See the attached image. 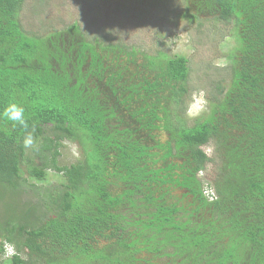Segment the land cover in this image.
I'll use <instances>...</instances> for the list:
<instances>
[{
    "label": "trees",
    "instance_id": "1",
    "mask_svg": "<svg viewBox=\"0 0 264 264\" xmlns=\"http://www.w3.org/2000/svg\"><path fill=\"white\" fill-rule=\"evenodd\" d=\"M24 4L0 0V111L20 103L36 137L24 149L25 130L0 119L9 263L264 264V0H185L190 19L234 21L236 39L228 87L191 124L184 55L92 43L77 24L31 34ZM65 138L82 151L69 165L59 163ZM23 166L62 180L29 185Z\"/></svg>",
    "mask_w": 264,
    "mask_h": 264
},
{
    "label": "rangeland",
    "instance_id": "2",
    "mask_svg": "<svg viewBox=\"0 0 264 264\" xmlns=\"http://www.w3.org/2000/svg\"><path fill=\"white\" fill-rule=\"evenodd\" d=\"M185 8V0H25L20 20L22 27L31 34L45 35L77 24L92 43H119L149 55L158 51L171 56L184 55L189 66L186 82L192 92L186 112L191 124L209 108L210 94L228 87L230 75L226 54L236 39L234 21L207 16L190 19ZM204 147L213 155L212 145ZM81 154L78 142L65 138L59 163L69 165L80 159ZM218 164L217 161L210 163L203 172L206 183L215 180ZM22 174L28 178L29 185L41 187L62 180L53 170L41 181L29 177L25 166ZM30 193L33 195L28 191L20 198L33 199ZM3 243L0 234V247ZM5 248L4 254L0 253V264H11L8 259L15 253V246L7 242Z\"/></svg>",
    "mask_w": 264,
    "mask_h": 264
},
{
    "label": "clouds",
    "instance_id": "3",
    "mask_svg": "<svg viewBox=\"0 0 264 264\" xmlns=\"http://www.w3.org/2000/svg\"><path fill=\"white\" fill-rule=\"evenodd\" d=\"M25 108L18 102H10L6 104L0 111V119L10 122L13 127H19L25 130L21 144L24 149H34L36 146V137L32 131H28L29 123L25 115Z\"/></svg>",
    "mask_w": 264,
    "mask_h": 264
},
{
    "label": "built area",
    "instance_id": "4",
    "mask_svg": "<svg viewBox=\"0 0 264 264\" xmlns=\"http://www.w3.org/2000/svg\"><path fill=\"white\" fill-rule=\"evenodd\" d=\"M204 193L209 199H213L215 197V191L210 186L205 187Z\"/></svg>",
    "mask_w": 264,
    "mask_h": 264
}]
</instances>
